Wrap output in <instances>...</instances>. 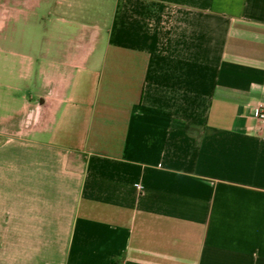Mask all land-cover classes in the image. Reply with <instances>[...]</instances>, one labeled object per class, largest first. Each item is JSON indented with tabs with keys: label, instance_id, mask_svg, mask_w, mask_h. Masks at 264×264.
<instances>
[{
	"label": "crops",
	"instance_id": "crops-1",
	"mask_svg": "<svg viewBox=\"0 0 264 264\" xmlns=\"http://www.w3.org/2000/svg\"><path fill=\"white\" fill-rule=\"evenodd\" d=\"M0 3V264H264V0Z\"/></svg>",
	"mask_w": 264,
	"mask_h": 264
},
{
	"label": "built area",
	"instance_id": "built-area-1",
	"mask_svg": "<svg viewBox=\"0 0 264 264\" xmlns=\"http://www.w3.org/2000/svg\"><path fill=\"white\" fill-rule=\"evenodd\" d=\"M256 116L259 119L264 120V109H257L256 110Z\"/></svg>",
	"mask_w": 264,
	"mask_h": 264
},
{
	"label": "rangeland",
	"instance_id": "rangeland-1",
	"mask_svg": "<svg viewBox=\"0 0 264 264\" xmlns=\"http://www.w3.org/2000/svg\"><path fill=\"white\" fill-rule=\"evenodd\" d=\"M0 5H1V3H0Z\"/></svg>",
	"mask_w": 264,
	"mask_h": 264
}]
</instances>
